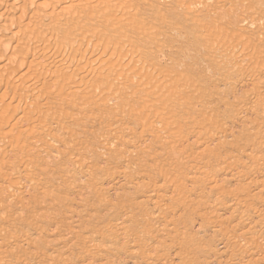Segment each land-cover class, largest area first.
<instances>
[{"label": "rangeland", "instance_id": "obj_1", "mask_svg": "<svg viewBox=\"0 0 264 264\" xmlns=\"http://www.w3.org/2000/svg\"><path fill=\"white\" fill-rule=\"evenodd\" d=\"M0 3V264H264V0Z\"/></svg>", "mask_w": 264, "mask_h": 264}, {"label": "bare ground", "instance_id": "obj_2", "mask_svg": "<svg viewBox=\"0 0 264 264\" xmlns=\"http://www.w3.org/2000/svg\"><path fill=\"white\" fill-rule=\"evenodd\" d=\"M33 1H34V0H33ZM1 2H2V1H1ZM32 3H34V2H32ZM43 3H44V2H43ZM43 3H42L41 5H43ZM0 4H1V3H0ZM35 5H36V4H35ZM33 6H34V5H33ZM36 6H37V5H36ZM120 18H121V17H120ZM120 18H119V19H120ZM122 18H123V17H122ZM124 19H127V17L125 16ZM124 19H122V20L125 21ZM122 20H121V21H122ZM127 20H128V19H127ZM118 21H119V20H118ZM125 22H126V21H125ZM119 23H120V22H119ZM88 37H89V36H88ZM89 38H90V37H89ZM91 40H92V39H91ZM91 40H90V41H91ZM65 46H66V45H65ZM26 47H27V46H26ZM59 47H60V46H59ZM64 48H65V47H64ZM28 49H30V48H28ZM56 49H58V48H56ZM237 49H239V48H237ZM237 49L235 48V50L232 51L233 54H235L237 51H239V50H237ZM35 50H37V49H36V48L34 49V54H35V52H37V51H35ZM45 51H46V50H45ZM28 52H29V51H28ZM30 52H31V51H30ZM46 52H47V54H48V50H47ZM46 52H45V53H46ZM65 52H66V50H65ZM78 52H79V51H78ZM83 53H84V52H83ZM83 53H82V54H83ZM18 54H19V53H18ZM21 54H22V56L24 55L23 53H21ZM25 54H26V53H25ZM48 55H49V54H48ZM75 55H76V54H75ZM19 56L21 57L20 54H19ZM48 57H50V59H51L52 55L47 56V57H46V60H47ZM80 57H82V56H80ZM83 57L85 58V55H84ZM21 58H23V57H21ZM24 58H25V57H24ZM43 58H44V56H43ZM43 58H42V59H43ZM56 58H57V57L55 56V58H53V59H56ZM227 58H228V57H227ZM48 59H49V58H48ZM50 59H49V60H50ZM57 59H58V58H57ZM46 60H45V61H46ZM58 60H59V59H58ZM230 60H231V59H230ZM18 61H19V59H18ZM21 61H22V60H21ZM21 61H19V62L21 63ZM43 61H44V59H43ZM59 61H60V60H59ZM225 61H226V60H225ZM225 61H224V62H225ZM16 62H17V58H16ZM46 62H47V61H46ZM50 62H51V64H54V63H52L53 61H50ZM55 62H57V61L55 60ZM226 62H227V61H226ZM228 62H229V61H228ZM228 62H227V63H228ZM40 63H41V62H40ZM58 63L60 64V67H61V63H60V62H58ZM23 64H27V63H24V62H23L21 65H23ZM43 64H44V63H43ZM46 64H47V63H46ZM48 64H49V63H48ZM7 65H9V63H8ZM30 65H31V66H30ZM54 65H55V64H54ZM54 65H53V66H54ZM56 65H57V64H56ZM224 65H225V63H224ZM229 65H230V63H229ZM4 66H5V65H4ZM19 66H20V65H19ZM26 66H27V65H26ZM26 66H25V67H26ZM29 66L32 67V66H35V65H32V64L29 63ZM36 66H37V64H36ZM38 66H39V65H38ZM45 66H46V65H45ZM53 66H52V67H53ZM1 67H3V66H1ZM6 67H7V66H5V68H6ZM20 67H21V66H20ZM20 67H19L18 69H20ZM43 67H44V66H43ZM43 67H42V68H43ZM56 67H57V66H56ZM86 67H87V66H86ZM22 68H23V66H22ZM22 68H21V69H22ZM26 69H27V68H26ZM29 69L31 70V68H29ZM32 69H33V68H32ZM45 69H46V68H45ZM59 69H60V68H59V65H58V69H57V70L59 71ZM30 70H29V71H30ZM35 70H36V69H35ZM38 70H39V69H38ZM43 70H44V69H43ZM43 70H42V71L39 70V71H41V72L44 74L45 71L48 72V70H50V69H48V70H44V72H43ZM54 70H55V69H54ZM54 70L52 69L51 71H54ZM57 70L54 71V73L57 72ZM86 70H87V69H86ZM245 70L247 71V69H244V71H242L243 74H245V73L247 74V72H246ZM27 71H28V70H27ZM27 71L24 72V73H25V74H28L29 72L27 73ZM33 71H34V70H33ZM36 71H37V70H36ZM36 71H34V72L36 73ZM91 71L94 72V70H92V68H91ZM91 71H90V72H91ZM34 72H33V73H29V75L24 76V77H26L27 79H29L30 77L32 78V77H33L32 75L34 74ZM60 72H61V71H60ZM244 72H245V73H244ZM11 73H12V74H11ZM13 73H14V72H10L11 75H9L8 77H9V78H13L14 76H12V75L15 74V73H14V74H13ZM24 73H22L21 76L25 75ZM42 73H41V74H42ZM48 73H49V72H48ZM58 73H59V72H58ZM95 73H96V72H95ZM95 73H94V74H95ZM30 74H32V75H30ZM36 74H37V73H36ZM46 74H47V73H46ZM55 74H57V73H55ZM55 74H54V75H55ZM237 74H238V73H237ZM246 74H245V75H246ZM37 75H38V74H37ZM39 75H40V74H39ZM49 75H50V74H49ZM51 75H53V72L51 73ZM54 75H53V76H54ZM57 75H58V74H57ZM59 75H60V76H58V77L55 76L54 78H59L58 80L60 81V79L62 78L61 73H59ZM10 76H11V77H10ZM19 76H20V75H19ZM19 76H18V77H19ZM47 76H48V75H47ZM242 76H244V75H242ZM5 77H6V76H5ZM5 77H4L3 79H5ZM34 77H35V75H34ZM22 78H23V77H22ZM31 78H30V79H31ZM19 79H21V78L19 77ZM32 79H33V78H32ZM32 79H31V80H32ZM12 80H13V79H12ZM21 80H22V81H21L20 84L24 83L23 79H21ZM31 80H29L28 82H30ZM37 80H38V79H37ZM55 80L57 81V79H55ZM25 81H26V79H25ZM35 81H36V80H35ZM59 81H58V82H59ZM15 82H16V81H14V83H15ZM4 83H6V81H5ZM10 83H11V82H9V84H10ZM12 83H13V82H12ZM18 83H19V82H18ZM32 83H33V82H31L30 84H32ZM20 84H17V85H20ZM26 84H27V82H26ZM7 85H8V84H7ZM10 85L13 86V84H10ZM15 85H16V84H15ZM15 85H14V86H15ZM27 85H28V84H27ZM32 85H33V84H32ZM21 86H22V85H21ZM21 86H18V87L21 88ZM23 86H25V83H24ZM28 86L30 87V85H28ZM28 86H27V87H28ZM18 87H16V88H18ZM25 87H26V86H25ZM55 87H56V86H55ZM16 88H15V89H16ZM60 88H61V87H60ZM0 89H1V88H0ZM10 89H11V88H10ZM15 89H13V91H14ZM30 89H32V87H31ZM30 89H29V90H30ZM61 89H62V88H61ZM25 90H26V88H25ZM33 90L35 91L34 86H33ZM15 91H18V89L15 90ZM15 91H14V92H15ZM27 91H28V88H27ZM31 91H32V90H31ZM32 92H33V91H32ZM28 93H30V92H28ZM16 94H17V93H16ZM33 94H34V92L32 93V96H33ZM14 95H15V93H14ZM29 95H30V94H29ZM4 96H5V94H4ZM19 96H20V94H19ZM34 96H35V95H34ZM34 96H33V97H34ZM36 96H37V95H36ZM36 96H35V97H36ZM39 96H40V99H41V97H43L42 94L39 95ZM39 96H37L38 99H39ZM35 97H34V98H35ZM37 97H36V98H37ZM65 97H66V96H65ZM14 98H16V97L14 96ZM14 98H13V99H14ZM23 98H24V97H23ZM36 98H35L34 101H36V100L38 101V99H36ZM20 99H21V98H20ZM62 99H63V98H62ZM23 100H24V99H23ZM32 100H33V99H32ZM36 103H37V102H36ZM38 103H39V101H38ZM10 105H11V104H10ZM10 105H9V106H10ZM20 105H21V104H20ZM20 105H16L15 107L17 108V106H20ZM7 106H8V105H7ZM9 106H8V107H9ZM21 106H22V105H21ZM13 107H14V106H13ZM3 108H4V107H3ZM3 108L0 109V110H3ZM11 108H12V106H11ZM11 108H9V109L12 110ZM20 108H21V107H20ZM25 108H26V107H25ZM32 108H33V107H32ZM6 109H7V108H6ZM9 109H7V110H9ZM27 109H28V108H27ZM33 109H34V108H33ZM33 109H31V110H33ZM10 110H9V111H10ZM15 110H16V109H15ZM29 110H30V108H29ZM29 110H27V111H29ZM41 110H42V109H41ZM4 111L7 112L6 110H4ZM4 111H2V112H4ZM9 111H8V112H9ZM20 111H23V112H24V110H22V109H21ZM5 112H4V113H5ZM12 112H13V111H12ZM12 112L10 111L9 113H12ZM35 112H36V111H35ZM38 112H39V111H38ZM4 113H3L2 115H4ZM15 113L17 114V111H16ZM28 113H29V112H28ZM28 113L26 112V115H27ZM30 113H32V112L30 111ZM36 113H37V112H36ZM39 113H40L39 115L41 116V115H42L41 112H39ZM43 113H44V112H43ZM0 114H1V111H0ZM13 114H14V113H13ZM13 114H11V115L9 116L8 119H10V118L13 119V118H14L13 116H15V115H13ZM34 114H35V113L33 112V115H34ZM44 114L47 115L46 113H44ZM48 114H49V113H48ZM5 115H6V113H5ZM5 115H4V116H5ZM21 115H22V113H21ZM28 115H29V114H28ZM0 116H1V115H0ZM6 116H7V115H6ZM24 116H25V115H24ZM29 116H30V115H29ZM29 116H28V117H29ZM47 116H48V115H47ZM21 117H22V116H21ZM41 117H42V116H41ZM43 117H44V116H43ZM4 118H5V117H4ZM4 118H3V119H4ZM6 118H7V117H6ZM17 118L19 119V116H18ZM23 118H24V117H23ZM25 118H27V117H25ZM32 118H33V116H32ZM44 118L46 119V117H44ZM1 119H2V118H1ZM1 119H0V120H1ZM3 119L1 120V122L3 121ZM29 119H30V118H29ZM40 119H42V118H40ZM40 119H39L38 123H39L40 121H42V120H40ZM19 120L22 121V119H19ZM23 120H26V119H23ZM31 120H32V119H31ZM46 120H47V119H46ZM9 121H12V120H7V121H4V122L7 123V122H9ZM26 121H27V120H26ZM28 121H29V120H28ZM33 121H34V119H33ZM33 121H32V123H33ZM35 121H36V120H35ZM35 121H34V123H35ZM1 122H0V123H1ZM13 122H14V121H13ZM17 122H18V121H15V123H17ZM6 123H5V124H6ZM21 123H22V122H21ZM40 123H41V122H40ZM40 123H39V124H40ZM45 123H46V122H45ZM1 124H2V123H1ZM41 124H43V123H41ZM46 124H47V123H46ZM44 125H45V124H44ZM1 133H2V132H1ZM1 133H0V134H1ZM8 133H9V132H8ZM8 133H7V134H8ZM7 134H5V135H7ZM1 135H2V134H1ZM10 135H11V134H10ZM15 138H16V136H15ZM11 141H12V140H11ZM0 152H1V151H0ZM260 152H261V151H260ZM7 154H8V153H7ZM259 154H260V153H259ZM261 154H262V153H261ZM263 155H264V154H263ZM0 156H1V155H0ZM261 157H262V155L260 156V158H261ZM0 159H1V158H0ZM260 161H261V160H260ZM2 162H3V161H2ZM260 163H261V162H260ZM0 164H1V162H0ZM2 164H3V163H2ZM6 164H7V163H6ZM6 164H3V166L6 165ZM8 165H9V164H8ZM255 165H256V161H255ZM0 167H2V166L0 165ZM5 167H6V166H5ZM3 168H4V167H3ZM253 170H254V169H253ZM181 172H182V171H181ZM12 175H14V174H12ZM10 178H11V177H10ZM255 182H256V181H255ZM261 182H262V180H261ZM263 183H264V181L262 182V184H263ZM258 184H259V183H258ZM184 185H185V184H184ZM254 185H255V184H254ZM246 186H247V184H246ZM263 186H264V184H263ZM240 188H241V187H240ZM260 188H261V186H260ZM260 188H259V189H260ZM262 189H263V188H262ZM244 190H245V189H244ZM253 190H254V189H253ZM260 190H261V189H260ZM249 191H251V190H249ZM249 191H248V192H249ZM255 192H256V191H255ZM210 193H211V192H210ZM220 195H221V194H220ZM254 195H256V194H254ZM259 195H260V193H259ZM247 196H248V195H247ZM262 196H263V195H262ZM241 197H242V196H241ZM254 197H255V196H254ZM234 198H235V197H234ZM244 198H245V197H244ZM248 198H250V197H248ZM258 198H259V197H258ZM235 199H237V198H235ZM235 199H234V200H235ZM241 199H242V198H241ZM246 199H247V198H246ZM220 200H221V199H220ZM239 200H240V199H239ZM222 201H224V200H222ZM231 201H232V200H231ZM240 201H241V200H240ZM243 201H245V200H243ZM248 201H249V200H248ZM233 202H236V201H233ZM238 203H239V202H237V204H238ZM248 203H249V202H248ZM250 203H251V201H250ZM227 204H228V203H227ZM239 204H241V202H240ZM239 204H238V206H240ZM242 204H243V203H242ZM246 204H247V203H246ZM246 204H245V205H246ZM245 205H244V206H245ZM251 205H252V204H251ZM247 206L250 207L249 204H248ZM228 207H229V206H228ZM234 209H235V208H234ZM243 210H244V209H243ZM247 210H249V209H247ZM252 211H253V210H252ZM243 212H245V211H243ZM240 213H241V212H240ZM245 213L247 214V212H245ZM249 213L251 214L252 212H249ZM253 213H254V212H253ZM257 213H258V212H257ZM258 214H259V213H258ZM220 215H221V214H220ZM244 215H245V214H244ZM247 215H249V214H247ZM247 215H246V217H247ZM253 215H254V214H253ZM256 215H257V214H256ZM242 216H243V215H242ZM251 216H252V215H251ZM258 216H259V215H258ZM262 216H263V215H262ZM218 217H219V216H218ZM218 217H217V218H218ZM227 218H228V217H227ZM243 218H244V217H243ZM250 218H252V217H250ZM218 220H219V219H218ZM248 220H249V217H248ZM260 222H262V221H260ZM236 223H237V222H236ZM242 223H243V222H242ZM255 223H256V222H255ZM255 223H254V224H255ZM229 224H230V223H229ZM233 224H234V223H233ZM238 224H239V223H238ZM238 224H237V225H238ZM254 224H253V225H254ZM256 224H259V223H256ZM245 225H246V224H245ZM251 225H252V224H251ZM251 225H250V226H251ZM237 227H238V226H237ZM250 230H251V229H250ZM251 232H252V231H251ZM262 237H263V236H262ZM242 238H244V237H242ZM248 239H250V237H249ZM254 239H255V238H254ZM250 240H251V239H250ZM250 240H249V241H250ZM257 240H258V239H257ZM245 241H246V240H245ZM247 241H248V240H247ZM250 242H251V241H250ZM256 242H257V241H256ZM246 243H247V242H246ZM251 243H252V242H251ZM257 243H258V242H257ZM257 243H256V245H257ZM252 244H253V243H252ZM260 244H261V243H260ZM249 245H250V244H249ZM250 248H251V246H250ZM239 250H240V249H239ZM258 261H259V260H258Z\"/></svg>", "mask_w": 264, "mask_h": 264}]
</instances>
